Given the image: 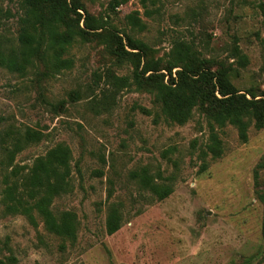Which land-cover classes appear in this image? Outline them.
<instances>
[{
	"label": "rangeland",
	"instance_id": "1",
	"mask_svg": "<svg viewBox=\"0 0 264 264\" xmlns=\"http://www.w3.org/2000/svg\"><path fill=\"white\" fill-rule=\"evenodd\" d=\"M261 1L125 0L110 9L111 0H91L86 8L121 39L127 34L146 43L154 57L182 41L202 58L237 67L231 56L236 47L245 64L231 83L261 95ZM1 6L13 16L3 20L0 33L14 40L16 0ZM129 14L142 27H132ZM65 56L68 69L38 82L31 68L23 76L0 68V133L29 127L43 135L14 156L16 166L29 167L56 144L69 148L70 191L50 208L74 213L76 237L70 244L46 232L37 217L30 223L6 213L0 194L1 254L13 256L14 264H264L263 206L252 181L264 155V128L250 126L245 143L229 125L214 128L223 153L206 157L207 168L198 173L209 128L196 110L182 125L164 121L148 94L116 81L128 79L130 66L117 63L103 45L74 44ZM142 167L171 178L168 197L156 201L128 178ZM258 188L264 192V169L258 171ZM110 208L120 224L107 235Z\"/></svg>",
	"mask_w": 264,
	"mask_h": 264
},
{
	"label": "trees",
	"instance_id": "2",
	"mask_svg": "<svg viewBox=\"0 0 264 264\" xmlns=\"http://www.w3.org/2000/svg\"><path fill=\"white\" fill-rule=\"evenodd\" d=\"M11 1L0 0V27L3 20L13 16L1 6ZM124 1L111 0L109 7L115 9ZM88 2L91 0H16L15 39L0 33V68L18 76L31 68L38 82L70 67L71 60L65 55L72 45L90 42L103 45L117 63L126 62L130 66L128 79L116 81L148 94L164 121L182 125L193 110L204 118L209 132L200 150L198 173L206 170V157L215 160L223 153L222 141L214 128L233 127L240 143L246 142L250 126L255 130L264 128V93L241 92L231 83V78L238 74L237 67L245 64L236 47L232 48L231 56L237 67L202 58L182 41H175L162 58L154 57V51L146 43L127 34L121 39L102 19L90 16ZM258 8L264 15V0ZM126 18L132 27H142L134 14ZM71 96L75 99L76 94ZM42 138L41 132L29 127L0 133L1 201L6 213L22 215L30 223L37 217L46 232L71 244L77 228L74 213L54 214L50 208L54 198L70 191L69 148L59 143L34 158L29 167L13 165L17 153ZM262 169L264 155L252 171L254 195L263 206L260 234L264 248V192L258 188V171ZM128 178L156 201L165 199L172 191L170 177L164 178L159 172L150 174L144 167L130 171ZM119 224L118 212L110 208L105 219L106 234L114 233ZM14 263L15 258L3 256L0 248V264Z\"/></svg>",
	"mask_w": 264,
	"mask_h": 264
}]
</instances>
